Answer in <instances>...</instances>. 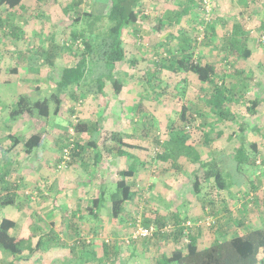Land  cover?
Instances as JSON below:
<instances>
[{"label":"rangeland","instance_id":"rangeland-1","mask_svg":"<svg viewBox=\"0 0 264 264\" xmlns=\"http://www.w3.org/2000/svg\"><path fill=\"white\" fill-rule=\"evenodd\" d=\"M87 1V4L81 2L76 5L66 0L68 4L71 3L69 13L56 5V2L50 5L48 2L43 8L45 0H39L38 9L26 6L23 15L0 8V13L6 19L3 29L0 30V172L9 169L6 179L17 181L20 192L16 197V204H0V221L3 217L13 219L16 228L12 232L18 234L29 216H32L35 225L40 227L38 235L48 234L51 229L60 236L55 244L38 251L30 259L14 258L0 250V264H156L160 254L170 255L174 249L185 247L189 236L183 234L177 239L175 237V234L178 235L176 228L183 224H188L185 226L186 234L200 233L204 245L212 243L216 238V226L220 224V216L207 211L192 190L194 171L199 166L188 159L180 162L185 158L183 155L180 156L176 167L158 158V154L164 151V141L185 130L190 134L189 142L201 154L205 157L223 155L225 160L226 156L235 152L240 125L246 127L244 135L247 137V152L256 159L255 164H248L253 174L249 172L250 179H245L241 184L236 181L223 192L231 199L220 204L222 211L219 215L228 212L227 206L233 214L239 213L240 202L249 201L251 224L255 227L264 224V43L260 39L261 32L254 30L257 39L254 43L258 48H255L253 58L249 59L239 52H228L225 39L231 18L222 15L216 4L211 16L215 30H205L201 40L198 39L202 33L199 30L205 20L199 2L195 6L181 0L183 9L179 17H174L175 11L144 7L142 10L146 14L145 21L127 28V56L123 61L107 68L93 62V68L89 70L84 82L60 89L56 81L61 78L63 69L73 65L74 57L81 52L82 47H75L72 42L74 35L82 38L78 41L83 42L90 34V20L84 17L76 21L75 17L84 12L92 11L97 14L105 11L101 7L96 8L92 4L93 0ZM107 1L108 4L105 0V5L109 6L110 1ZM25 2L30 4L29 0ZM172 12L175 13L172 15ZM28 13L32 18H25ZM247 18L251 22L243 19L252 25L257 20L251 16ZM52 22L58 24L49 26ZM158 24L161 26L158 27ZM106 25L107 22L103 19L95 24L93 30L102 31ZM178 30L180 34L183 31L188 35L185 36L187 39L181 37L185 40L184 43L176 41L175 38L161 42L162 33L169 31L170 34H176ZM48 31H54L56 35L64 38L65 43L70 44L65 45L68 55L61 54V61L54 59L56 63L53 69L45 57L29 58L31 53L20 52L23 44L18 45L16 41V36L22 33L26 39L27 36H39ZM42 44L45 45L46 42L42 41ZM164 53L169 57L178 54L185 58L215 62L227 69L226 84L231 86L237 95L236 102L234 101L230 108L231 115L235 117L231 118V121H222L218 112L211 109L207 102V94L213 87L211 83H202L192 72L173 73L162 69L157 61ZM14 67H18V73L13 71ZM25 71L31 72L28 75L31 78V75L35 74L37 85L45 84L41 90L37 88L28 91L27 84L22 85L21 80L27 81L23 78ZM149 72L150 75L153 74L151 72L156 74L150 81H143ZM102 76L107 82L100 93L97 81ZM108 77L119 80L122 87L119 89L117 85H113V80L108 81ZM73 91L80 97L71 101L63 99L58 114L42 117L36 112L17 118L10 116L9 109L20 95L30 93L34 94L33 98L36 95L43 99L57 92L62 98L71 99L70 94ZM255 98H259L260 103L254 114L250 107ZM140 103L147 105L150 111L144 119L136 116L134 112V106L138 107ZM183 105L188 107V112L197 115V121L201 124L197 130L186 128L181 117ZM55 108L56 103L52 102V112ZM78 122H88L91 125L90 130L77 131L75 125ZM210 127L224 130V134L211 146L204 143V132ZM184 128L186 129L183 130ZM97 129H100L98 134ZM108 130L122 132L127 141L138 147L132 148L131 153L124 157L105 153L104 159L96 166L94 152H104L103 139ZM38 131L43 132L44 140L41 147L36 148L33 153H25L23 144L8 150L12 143L9 133L21 137L24 143L28 135ZM232 132L237 135L229 139ZM92 137L98 138L99 151L90 144ZM66 142L79 144L82 150L78 148L80 156L67 167H60L58 160L63 155V143ZM252 143L257 145V150L250 146ZM138 158L142 165L139 164L136 175L129 178V182L134 181L137 194L126 205L120 220L111 214L113 193H119L116 185L120 178L118 170L127 167L132 162L130 160L138 162ZM204 171L200 172L203 192L220 199L213 181L204 179ZM232 176L237 179L235 171ZM1 184L0 182V188ZM63 185L64 188L61 189ZM102 189L106 191L105 202L99 209L97 219L88 214L79 222L80 231L87 235V240L92 241L93 246L84 249L78 245L73 251L71 243L76 242L77 236L72 235L68 229L70 210L78 207L82 215H85L94 196H98ZM1 194L3 193L0 192V197ZM254 196L257 198L253 199ZM55 198L56 206L52 202ZM74 199L76 202L72 206ZM175 215H179L180 220H175ZM176 221H180V226ZM218 221L219 224L213 226L214 222ZM199 222L203 224L201 227L197 225ZM225 222L226 220L223 221V226H226ZM138 223L148 226H160L158 224L162 223L165 225L162 228L163 235H154L151 239L139 240L132 245L122 243ZM37 238L34 239L33 245ZM103 242H112L109 255L103 252Z\"/></svg>","mask_w":264,"mask_h":264},{"label":"trees","instance_id":"trees-1","mask_svg":"<svg viewBox=\"0 0 264 264\" xmlns=\"http://www.w3.org/2000/svg\"><path fill=\"white\" fill-rule=\"evenodd\" d=\"M24 1L25 0H0V8L5 7L10 11H17L19 9L24 10L26 7V2L24 3ZM109 1L110 4L103 13L95 14L90 11L80 13L75 17L74 20L76 21H79L84 17L87 20H90V34L86 39H83V42L78 41L79 39L82 40V38H78V36L74 35L72 42L75 43V47H82L81 52L74 57L73 65L66 66L63 69L61 78L56 81V84L60 89H62V87H68L69 85L81 84L84 82L89 70H92L93 68H91V64H93V62L101 64L107 68L112 64L114 65L120 61H123L125 56H127V49L124 43V39L127 34V28L137 25L142 16L145 17L146 14H144V11L138 8L143 0ZM81 2L82 0H72L71 3L77 5ZM70 4L63 8L66 13H69L68 9ZM199 6L203 9V0H200ZM176 16L177 15L175 14L174 17ZM103 19L107 22V25L102 31L99 30L95 32L93 27L96 23L103 21ZM5 23L6 19L0 15V30L3 29ZM205 25L206 30H212L214 32L215 27L212 20H210ZM262 34H264V29L261 32V35ZM226 39L225 46H227L228 49L232 50L233 48L235 52L243 54L246 58L250 55V51L242 49L243 43L233 42L232 40H229V36H227ZM64 41L65 40L62 39L60 50H66L65 45L70 46L69 42L65 43ZM73 47L71 48L74 49ZM52 51L53 49H51L50 52ZM56 54L52 52V54L49 53L47 56H45L46 62L49 63V66L52 67V69L55 67L54 59L57 57ZM157 62V64H159L162 69H167L173 73H179L182 71L192 72L198 76V79L202 83H211L213 87L207 94V102L211 109L218 112V116L222 121H231L235 117V115H231L232 111H230V108H232L237 95L235 94L236 92H234V89L226 84L228 71L227 69L220 67V64L201 59L196 60L192 58H185L179 56L178 54L170 55L169 57L165 55V53ZM151 73L153 74L150 75L149 72V74L144 76L142 80L150 81L156 72ZM108 78V81L113 80V78ZM104 79L105 77L102 76L98 78V81L96 80L100 93L103 92V87L107 82ZM113 85H117L118 88L122 87V83L117 79L113 80ZM100 93L99 95H101ZM70 95L72 100L78 99V94L75 91H73ZM63 99L65 98H62L57 92H53L50 97H45L44 99H39L37 101H32L26 96H21L16 101L14 107L10 110V116L12 118H17L21 115L23 116L24 114H34L35 112H38L42 117H49L53 113L58 114L60 112V108L63 105ZM52 102L56 103V108L53 112L51 109ZM251 103L250 110L255 114L259 106L260 99L255 98L251 101ZM148 111L149 109L147 108V105L143 103H140L138 107L134 106V112L136 116L142 119L147 117L150 112ZM188 111V107L183 105L181 117L185 122L184 124L186 128H190L191 131L197 130V128L201 125L197 121V115ZM90 126L91 125L88 122H78L75 125V128L77 131L85 132L90 130ZM245 128V126L240 125V134L238 135L239 140L236 143L234 149L235 152L233 155L226 156L225 160H223V155H219L217 157H205L203 154H201L196 149V147L189 142L190 134H188L186 130L185 132L177 134L176 136H170V138L167 141H164L162 144L164 151L158 154L159 159L170 162L176 167L179 164L180 156L183 155L185 158L181 159L180 162L184 159H188L191 163L197 164L199 166L194 171L195 179L192 182V190L198 196L197 199L202 201L203 206L206 207L207 211L220 216V224L219 221L216 223L214 222L213 226L219 224L218 227L216 226V238L209 245H204L201 242L199 235L200 233L186 234L187 227L185 226H188V224H183L180 226V221H176V224H179L180 226L175 230V232L179 235L178 236L175 234L176 239L185 234L189 236V241L186 243L185 247L174 249L170 255L160 254L156 264H168L172 262H178L179 264H264V256L262 257V254L264 255V224L257 227L251 224L249 220V201L242 202L240 200V208L238 209L239 213L233 214V211L229 210L230 208L227 206L226 210L228 212L224 213L223 215H219V213L222 211V209H220V204L222 202L227 203L228 200L231 199L230 196L223 194V192H226V190L235 184L236 181L241 184L245 182V179H250V173L252 171L250 167H248V164H255L256 162L254 156L247 152V137L244 135ZM96 131L98 134L100 129H97ZM223 134V129L215 130L214 127H210L209 130L204 132V143L211 146V144L217 141V139H219ZM236 135L237 134H235V132L230 133L229 139H232V137ZM10 139L12 140V143L8 148L10 151L20 143H23L21 137L16 135H10ZM97 139L98 138L96 137H92L90 144L96 148H94L95 150L98 149L99 151ZM43 140V132L38 131L28 135L23 143L25 153H33L36 148L41 147ZM103 140L104 152H94L96 166H98V164L104 159L105 153H107V155H113L114 157H124L128 153H131L129 149L138 147V145L127 141L124 138L122 132L117 130L106 131ZM63 145L64 148L70 147V159L68 160V165L72 163L75 158L80 156V151L78 150L80 145L73 142H66L63 143ZM250 146L257 150L256 144L252 143ZM80 150H82V148H80ZM61 160L62 158H60L58 162H61ZM139 161V158L138 162L130 160L131 163H129L127 167L118 170L120 178L117 180L116 185L119 193H113L111 199V214L115 218H120V220L123 217L126 205L135 196V194H137L134 181L129 182V178L135 176L138 171L139 164L142 165L141 161ZM203 170H205L204 179L213 181V185L218 189L220 199H218V196L212 197L211 195H208V193L203 192L204 186L200 177V172H203ZM234 171L237 174V179H234L232 176ZM8 172L9 169L0 172V182L2 183L0 192L3 193L0 197V204L4 206L16 204V197H18L20 194V192H18L19 185L17 181H8L6 179ZM63 188L64 185L61 186V189ZM105 192V189H102L98 196H94L92 205L87 207L88 210H86L87 213L85 215H82L80 208H71L69 213L68 229L72 235L77 236V239L75 240L76 242L71 243V248L73 251L78 248V245L83 246L84 249L93 246L92 241L87 240V235L80 231L79 222L81 218L87 217L88 214L93 215V217L97 219V215L100 211L99 209L104 205L105 202ZM252 194L255 195V193ZM199 196L201 198H199ZM221 196H224V198ZM256 198L257 197L255 196L253 197V199ZM56 199L57 198L53 199L52 201L54 206L57 205ZM75 202L76 201L74 199L72 206H74ZM175 217V220H180L179 215H175ZM224 220H226V226H223L222 224ZM158 225L160 226H153L154 229L151 236L131 239L129 242H127V239L130 236L129 234L122 240V243L125 245H132L139 240L148 238L151 239V237L154 235H163L164 231H162V228L165 225L162 223ZM197 225L201 227L203 224L199 222ZM210 225L211 224H209V226ZM144 226L150 227L148 224H145ZM15 228L16 222L13 219L8 217H3L1 219L0 250L10 254L14 258L25 257L30 259L38 251H42L45 247L55 244V242H57L56 239L60 237L59 234H55V232L51 229L49 231L50 233L48 232V234L43 233L38 235V230L40 227L35 225V219L32 216H29L26 223L24 224V227L18 234H14L12 232V230ZM94 231L97 230L94 229ZM36 238L37 241L35 242V245H33V241ZM111 243L103 242L102 246L105 255H109Z\"/></svg>","mask_w":264,"mask_h":264},{"label":"crops","instance_id":"crops-1","mask_svg":"<svg viewBox=\"0 0 264 264\" xmlns=\"http://www.w3.org/2000/svg\"><path fill=\"white\" fill-rule=\"evenodd\" d=\"M30 4L26 3L27 7L30 8H35L38 9L39 6H37V4L39 3V0H29ZM77 1V0H76ZM49 2V5L53 2H56L58 6H60V8H64L67 6V2L66 0H45V5L43 6V8L48 5L46 3ZM69 2H72V0H69ZM82 2H85L86 4L88 3L87 0H82ZM93 5L96 6V8H102V9H106L108 7V5H105V0H93L92 1ZM185 2H188L189 4H193L196 6V3L199 2L200 4V0H185ZM106 4H108V1L106 0ZM181 0H143L140 5L138 6V8L140 10H142L144 7H150V8H159L162 11H175L172 12V15L175 13L177 15V17H179L180 12L183 8H181ZM216 7L217 9H219L220 12H222V15H227L228 17L231 18L230 21V27H229V31H228V35L229 36V40H232L233 42H239V43H243L242 49H246L248 51H250V55L248 56V58H253L254 54V50L255 48L257 49L258 47L255 45V31L254 30H258L259 32H262L264 29V0H217L216 1ZM56 7V6H55ZM95 7H93V9H96ZM185 8H188L187 6H185ZM4 9H6L4 7ZM2 9V11L4 10ZM56 9V8H55ZM99 10V9H98ZM28 11V10H27ZM4 12V11H3ZM15 13H19L20 14H24V10L19 9L17 11H14ZM179 12V14H178ZM1 14V13H0ZM1 16H3L1 14ZM30 16V17H29ZM175 16V15H174ZM254 17L256 20L255 24L251 25L248 22L249 19L247 17ZM26 19H30L32 18L31 15L25 16ZM161 18H163L161 16ZM243 18H245L247 21H245ZM145 17L142 16V18L140 19L139 23L141 24L142 21H145ZM161 21V19H160ZM18 23V22H17ZM137 23V24H139ZM19 24V23H18ZM58 23L56 22H52L49 24V26H55ZM21 26H23L22 24H19ZM136 26V25H134ZM161 26L160 24H158V27ZM253 27V28H252ZM18 29H20V27H17ZM128 35V32L127 34ZM214 35V34H213ZM185 37L188 35L185 34L182 31V34H180V31L178 30V32L176 34H170L169 31H166L164 33L161 34V42L163 41H168L170 38H175L176 41L184 43L185 40H182L181 37ZM26 37V36H25ZM129 37V36H128ZM187 37H185L187 39ZM126 38V37H125ZM62 39H64L63 37H60L58 35H56L54 33V31L52 32H47V33H43L42 35H33L32 37H28L26 39H24L23 33L20 36H16V41L18 42V45H20V43H22V49H19L20 52L24 53V54H29L31 53L28 57L29 58H44L45 56H47V54L52 52L54 54L57 55L56 57V61H61V57L62 55L66 56L68 55V52H65V50H60L61 47L60 45L62 44ZM126 39H124L125 41ZM227 40V39H225ZM20 41V42H19ZM32 41V42H31ZM42 41H45L46 44H42ZM44 43V42H43ZM125 43V42H124ZM180 43V44H182ZM248 44V45H247ZM183 45V44H182ZM53 47V48H52ZM230 48V46H229ZM51 49H53L52 52ZM234 51L233 48L232 50L228 49V52ZM44 52V53H43ZM62 54V55H61ZM245 54V53H244ZM55 56V55H54ZM55 61V63H56ZM16 69V70H15ZM51 69V68H50ZM30 70V69H29ZM13 71H15V73H18V67H14ZM26 75H23V78L27 79V81L21 80L20 82L23 84H27V89L28 91H32L33 89H42L43 85L45 84H36L35 82H37L38 80L34 77L35 74H32L31 76H33L32 78L29 77L28 75L31 72H24ZM33 82H30V81ZM8 81V80H6ZM25 93V92H24ZM39 93V92H38ZM37 93V94H38ZM29 95H20L16 101L21 97V96H26L28 97L30 100L32 101H37L40 99L39 96L35 95V98H33L34 94H30ZM51 95H48L46 97H50ZM78 98L80 97L79 95L77 96ZM45 98V97H44ZM43 98V99H44ZM65 98L66 101H71L72 99H67ZM77 99V98H76ZM16 101L12 104L11 108L9 109V113L10 110L14 107ZM84 112V109L82 111V113ZM36 113V112H35ZM10 135H14L9 133L8 136L10 138ZM23 144V143H20ZM10 146V145H9ZM130 151H132L131 149H129ZM112 160V159H110ZM1 165V163H0ZM1 167V166H0ZM3 172V170H1ZM103 183V182H102Z\"/></svg>","mask_w":264,"mask_h":264},{"label":"built area","instance_id":"built-area-1","mask_svg":"<svg viewBox=\"0 0 264 264\" xmlns=\"http://www.w3.org/2000/svg\"><path fill=\"white\" fill-rule=\"evenodd\" d=\"M217 0H203V11H204V20L205 23L201 25L200 27V36L198 37L199 40H201L204 36V32H206V23H208L211 20V16L213 14V8L216 4ZM261 41L264 43V34L261 35L260 37ZM62 160L60 162V167H66L68 160L70 159V147H65L63 149V155H62ZM191 225V223H189ZM153 226L146 227L141 224H137L136 227L133 229L131 232L130 236L127 239V242H129L131 239H137V238H145L149 237L153 234Z\"/></svg>","mask_w":264,"mask_h":264}]
</instances>
